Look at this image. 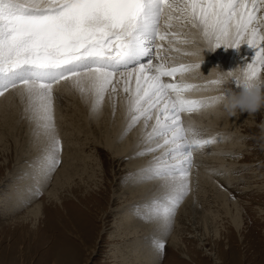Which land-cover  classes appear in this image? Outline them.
I'll return each instance as SVG.
<instances>
[{
    "label": "snow or ice",
    "instance_id": "snow-or-ice-1",
    "mask_svg": "<svg viewBox=\"0 0 264 264\" xmlns=\"http://www.w3.org/2000/svg\"><path fill=\"white\" fill-rule=\"evenodd\" d=\"M162 20L169 30L190 25L195 29L192 39L162 31ZM197 36L209 50L246 43L255 55L241 70L247 79L258 80L264 70V0H0V97L20 90L34 134L43 141L35 193L61 163L54 87L70 84L86 101L91 99L93 113L106 96L113 99L115 110L119 91L127 120L120 138L142 122L144 147L135 155L160 153L128 179L161 181L163 195L145 205L143 214L138 206L137 215L156 224L159 235L152 246L162 253L176 211L190 191L193 152L215 138H200L196 129L185 127L181 113L197 111L205 103L185 98L196 85L176 82L175 77L194 65L168 67L161 55L167 49L157 41L195 44Z\"/></svg>",
    "mask_w": 264,
    "mask_h": 264
},
{
    "label": "bare ground",
    "instance_id": "bare-ground-1",
    "mask_svg": "<svg viewBox=\"0 0 264 264\" xmlns=\"http://www.w3.org/2000/svg\"><path fill=\"white\" fill-rule=\"evenodd\" d=\"M162 23H163V27H161L162 31H172V32H178L182 34H189V39H192V33H195V29H191L190 25L181 26L177 24L175 27L169 30V29L164 28V21H162ZM171 39L172 37H169V40ZM157 43H160V41H157ZM160 44H163L164 49H167V51H163L161 55H162V59L165 60L167 65L168 66L170 65L169 67L179 66L181 64H190V63L192 64L194 61V57L192 55H184L183 53L193 52L197 49H207L208 48L207 45H205L203 42L199 40L198 36L196 37L195 44L193 43L169 44L167 41H161ZM173 48L180 49V51H173L172 50ZM202 55L204 57V60L200 66V71L203 75H193L189 72H183V73H179V75H176V77H179V79L178 78L175 79L176 82H180V83L183 82L187 84L196 85V87H193L190 90L186 91L184 93L185 95L183 94L185 98L188 95L187 99L192 98V100H200V101H204L205 103V106L201 107L197 111H193L191 113H188V112L181 113V118L184 122L185 127L191 126L194 129H196V131L199 133L200 138H204V139L215 138V142L212 143L211 145H208L201 150H197L193 152V166L191 168L190 177H189L190 191L187 197H185V199L179 206V209L176 212V215L174 217V222L172 224L171 232L166 237V244L168 245V248H170L171 250L173 249L175 252H178L180 256L185 259L189 258V255L185 252L186 250L184 251V245H183L182 238H181V234L184 231H188L189 237H194L199 240H203V239L205 240L210 235L209 234L210 232L208 228L206 227V225L208 224L205 225L206 222H204L205 226L203 225V229H202L203 231H200V229H198L195 224L196 222L192 220V218H195L197 214L193 215L194 213L188 212V209L191 207H194L195 202L198 200V196H197V200L193 203L196 197L195 195H194L195 198L192 197L191 188L194 187V188L199 189L200 186L207 185L209 188L213 190L214 192L213 197L219 201L220 207L222 208L224 207L223 209L227 213L230 223L233 224L236 228H239L241 225V218H240L241 213H240V208L237 203L238 201L236 202L234 200H229L228 193L225 191V189L219 188V185L217 182L219 178H214L212 175L211 177L206 172L207 170L206 164L210 160L212 161V159L213 160L215 159L216 161H221V162L222 160L226 161V158H224L222 155L227 154L229 152L231 153V149L234 146L233 144L234 142H237L236 144L237 148L242 150L243 146L241 148V145H243L244 143L243 142L241 143V140L243 139H242V136L237 132V130L241 126H247L249 123L251 124L253 122L252 118H248L247 120L244 117L246 119L245 122H244V119L240 118L242 114H244V112H238L237 116L229 117V115L223 111V107H222V104H220V100L215 101V102L212 101V98L214 97H221L223 95L222 90H225V89L229 91L233 89L232 91L237 90L240 92L241 91L240 87H238L234 81H230V83L228 82L227 84L223 86L211 84L208 82L215 79L214 75L211 74L212 68L218 67L220 71H228V70H233L235 68L242 69L246 66L247 63H251L252 58L255 55V50L250 48L245 43V44L239 45L238 48H228L227 50H225L223 46L216 48L214 51L205 50L202 53ZM209 71H210V74H209ZM260 78L264 79V70L261 71ZM164 79L169 80L171 78L165 77ZM66 84L69 85L68 83L61 82L60 84L56 85L54 88L65 86ZM119 87L120 86L117 85L118 89ZM70 88L71 86L68 89ZM65 90L66 92L68 91L65 88L64 92ZM73 91L76 92L75 90ZM16 93L17 95L18 93L20 94V90L19 89L10 90L3 97H0V148L3 149V151L8 150L6 139L9 136V134L14 135V132L16 131L20 132L21 129H19V127L22 126L21 128H23V125L25 126L28 125L26 123L28 120L26 119L27 116L25 114H23L25 115L24 117L19 114L21 117H23V118L20 117L22 120L18 118L20 120L19 123H17L18 120L13 117V116L17 117L18 115L16 114L18 112V110L16 109L17 107L14 105L15 103H13L15 100L14 101L12 100L14 99L13 96ZM226 93L228 94V92ZM226 93L224 94L226 95ZM20 97L21 96L19 95V98H18L19 100H20ZM65 99H69V98L66 97ZM57 100L59 99L56 98V101ZM17 103H19V101L18 102L16 101V104ZM22 103H23L22 104L23 106L24 102ZM78 103L81 104L80 110L78 109L79 108L78 106L80 104L77 106L78 110L76 109L75 110L80 111L78 115H79L80 120H83L84 123L77 121L76 130L77 131L80 130L81 131L80 135H82V130L84 126L88 125L89 127V125L92 124L95 128L94 129L95 131L92 130L89 133L93 131L95 132L94 138L98 140L99 144L101 145L103 149L109 151L113 155L112 157H114V160L122 161L126 158L128 159V161L126 162L128 165V169L126 171L128 173H136L138 169H142L148 164V162L152 159L153 155L160 154L159 152H157V153H153L151 155H147L143 157H138L135 155L138 151H140L144 147V145L141 144L139 140V137L141 138L142 122L140 125H137L135 128H133L123 139L120 138L121 133L123 132L125 125L127 123L126 116H125V104H124V94L123 93L118 91L115 94V110H113V99L109 96H106L103 102L102 108L98 112H95V113L91 111V99L90 98L86 101L84 98H81L80 96L76 104ZM75 105L74 104L72 105L73 109L74 107H76ZM58 108H54V109H58ZM22 110H21V113H22ZM68 110H69V107L67 108L66 111H64V113L65 112L67 113ZM262 110L264 111V106H262ZM59 112L60 111H58V114ZM55 113L57 114V110ZM55 113L54 115H56ZM76 113H74V115ZM58 114L55 116V118L56 117L58 118L60 116L62 118L63 114L62 115L61 114L58 115ZM256 115L257 116L255 117L257 118L253 117L254 120L255 119L258 120L260 117V115L259 116L258 114ZM71 116H73V114ZM65 117L66 116H64V118ZM74 117L76 118V116L72 117L73 121L75 120ZM68 119L69 117L66 118V120ZM58 120L55 122V124L58 122L59 123L58 125H60L62 121L60 122ZM64 121L65 120H63V122ZM61 126H63V128L57 127V130L59 133V137L62 136L63 138H65L64 139L65 140L64 150H62L64 162L62 166L60 167V169L56 171L55 175H53L54 180H53L52 187L48 189L46 188V185H41L40 188L42 186H45V192H46L45 201H49L50 203H52L51 204L52 209L54 208L53 214L60 218V215L65 213L66 217L68 216L69 219H71L67 211V206H63V202H62V200L65 199L67 201L66 203H69L70 200L67 197V194L69 195V193L61 196V194L59 195V192L64 191L65 187H67L68 189L70 186H72L71 184L72 182H74L75 176L78 177V175L80 176L82 174H86L89 177V174L91 175L94 170L92 168L93 165L88 163L87 161L88 159L85 160L86 157L82 154L81 152L82 150L80 151L79 149H77V147L76 149H74L75 143L76 144L78 143L77 139H78L79 133L77 135L75 134L76 136L74 135L73 138H70V136L73 133H77V131L75 132V130L72 131L70 129L71 132L69 131L68 132L71 135H69L67 132L69 128L66 129V125L64 126V124H62ZM70 127H73V126H70ZM30 128L31 127L29 126L26 129L25 128L23 129H25L24 131L28 130L29 132H31ZM89 129L91 130V128ZM234 129H236L237 133L231 134L230 131L231 130L233 131ZM85 131H86V128L85 130H83V133ZM23 133L24 132H22V134ZM27 133L25 132L24 135L25 134L27 135ZM20 135L21 134H19L18 136ZM30 135L32 134H29V136L27 135V137H30ZM91 136H92V139H94L93 135ZM23 137H22V140L26 141L25 140L26 138H23ZM33 137L34 136H31L30 138H33ZM30 138H27V139L30 140ZM14 139L16 138H13V141H19L18 137H17V140H14ZM19 139L21 141L20 137ZM36 140L34 141V142H37L35 145L39 146L40 145V143H38L39 140L38 141ZM20 141L19 143H21ZM40 141L42 142V140ZM42 147H39V149ZM82 147H83V144L81 146V149H83ZM14 149H15L14 151L16 152L14 154L17 155V157H15L16 162L14 164L15 167L13 166L14 168L13 172L5 173L3 177L4 179H0V218H1L0 220L4 222L12 223L13 225H15V227L13 228V231L9 232L11 233V235H9L10 238L17 237V235L22 233V232L17 233V228L23 229V233L31 230L33 231L35 235H39L41 232H43L45 229L48 228V223L46 220L47 217L44 215V211H43L44 202L42 201L40 202L38 200V196H36L37 194L35 193V189L38 186V181L34 179V174L37 171L36 167L40 166L41 162L39 160L38 163L36 164L37 161H33L35 162L33 164H36L35 167L33 165L34 168L29 169L25 167L26 174L18 175L17 172L20 169L19 161H18L20 153L18 154L17 152L19 151V147L17 146ZM229 161L232 163L231 159ZM221 162H218V163L223 164ZM213 164L216 165L215 163ZM227 179H230V177H227ZM224 180H226V178ZM127 183H128L127 184L128 190L124 188L122 192H119L116 195V197L119 199V202L115 206V208H113L114 220H115L113 221L114 230L110 231V233L106 235V238L108 242L110 243L109 245H111L110 247L111 253L107 254L108 258L110 259V262H112V264H160L162 253L157 254V252L152 246L153 237L159 235L157 226L154 223L144 222L137 215V210L139 206V212L143 214V212L145 211V208H144L145 205L149 204V202H151L154 198L163 195L164 189L160 187L161 181L149 180L145 182H135L134 183L133 180L130 179ZM6 185H7V188H6ZM64 196L67 198H65ZM80 201L84 202L82 198L80 199ZM191 203H193L194 206H190ZM215 204H217V202H215ZM196 206H198V204ZM196 206L194 208H196ZM230 207L233 208L231 211H230ZM61 209L63 212H61ZM180 216H182V220L185 219L187 221L186 223L187 225H189V227H185L182 225L183 221L180 220ZM199 218H201V216ZM2 221H0V225L4 223ZM40 224L43 226L41 227ZM3 227L4 226H0V233L3 232V229H4ZM9 233L5 234L3 237L8 239L9 237L7 235ZM216 234H217V230L215 228V231L210 236L211 239L213 238L212 236L215 237ZM3 237H1V239H3ZM200 244L203 245L204 243L201 242ZM20 247L23 248L22 245Z\"/></svg>",
    "mask_w": 264,
    "mask_h": 264
},
{
    "label": "rangeland",
    "instance_id": "rangeland-1",
    "mask_svg": "<svg viewBox=\"0 0 264 264\" xmlns=\"http://www.w3.org/2000/svg\"><path fill=\"white\" fill-rule=\"evenodd\" d=\"M177 75H179V73ZM176 78L179 79V77H175V79ZM69 85L66 84L65 86L54 88V96L56 95L55 97L59 99L57 100V102L56 98L54 97V108L59 107L58 109H54V113L57 110V114L58 111H60L59 114H63L62 118L61 116L58 118L56 117L55 122L58 119V121L60 122H63V120H65L67 123L64 121L63 123L61 122L60 125H58L59 123L57 122L56 126L58 125V128H63V126L61 125L64 124V126L66 125V129L69 128L67 132H71V130H75L76 132V122L80 121L84 123V121L80 120L79 118L78 113L80 111H76L78 109L80 110L81 104L76 103L81 95L76 90V92H74V89L72 87V89H68L71 86ZM64 87L70 92L67 91V93L65 90V93ZM232 90L229 91L225 89L222 91L223 93L228 92V94L229 92L233 94H239V91ZM228 94L226 93V95ZM19 95L21 96V94L18 93L17 95L16 93L13 96L14 99H12L13 101L15 100L13 103H15L14 105L18 110V112L16 110V114H18L17 117H13L16 118L18 120L17 123H19V119L23 118L26 115V119L28 120L26 123L31 127V132H29L28 130L24 131L29 126L23 125V128L25 129L21 128V126L19 127V129H21L20 132L16 131L14 132V135L9 134V136L7 137L6 143L8 150L3 151V149L0 148V179H4L3 177L5 173L13 172V166L16 162L15 157H17V155L14 154L16 153L14 151L15 147H19V151L17 153H20L18 160L20 169L17 172L18 175L26 174L25 167L29 169L34 168L39 161V157L42 154L40 150L42 148L39 149V147L43 146V144H41L43 143V141L41 142L40 140L42 139H39L38 143H40V145H35L37 142L34 141L37 139V137H35V134L32 133L34 132L35 124L32 120L29 119V114L25 112L24 108L26 106L25 104L27 103L26 99L21 101L22 98L20 97L19 100ZM57 95H59L60 97ZM66 97L69 99H65ZM188 99L192 100V98ZM16 101H19V103L16 104ZM22 102H24L23 106ZM72 103L74 105L76 104V107H74V109ZM68 107L69 112L67 111V113H64V111H66ZM71 113L73 114V116H76V118L74 117V121L72 119L73 116H71ZM74 113L76 114L74 115ZM19 114L23 117H21ZM244 114H242V116L240 117L244 119V122L246 119L248 120V118H252L253 122L251 124L249 123L247 126H241L237 130V132L242 136L243 139L241 140V143H244L243 145H241V148L243 146V149H238L236 146L237 142H234V146L232 147L233 150L231 149V153L229 152L222 155L224 158H226V161L222 160L221 162L212 159V161L210 160L206 164V172L210 176L212 175L214 178H219L217 180L219 188L225 189V191L228 193L229 200H234L236 202L238 201L237 203L241 213L240 227L236 228L233 224L230 223L228 215L223 209L224 207H220L219 201L213 197L214 192L211 188H209L207 185H202L199 189L193 187L191 188V194L193 198L196 197L193 203L197 200L198 196V200L195 202V206L197 204L198 206L194 208L195 206L193 205V203H191L190 206L194 207H188V212L194 213L193 215L197 214L195 218H192V220L196 222L195 224L197 228L200 229V231H203V225L204 222H206L205 225L208 224L206 225V227L210 232L209 237L215 231V228L217 230V234L215 237L212 236V239L211 237H207L205 240H199L194 237H189L188 231H184L182 234L180 233L184 245V251L186 250L185 252L189 255V258L185 259L181 257L178 252H175L173 249L171 250L166 244L161 255L160 264H264V111L261 107L258 112H256L255 114L253 113L254 115L248 114L247 112H244ZM256 114H258V116L260 115L258 120L253 119V117L257 116ZM64 116L66 117L64 118ZM68 117L69 119H71L66 120V118ZM77 117L79 120L77 119ZM91 125H89V127L88 125H86L87 127L84 126L83 130H85L86 128V131L83 133L82 130V135H80V130H78L77 133H73L72 135L68 132V134L71 135L70 138H73L75 134L77 135L79 133L77 139L78 143H75L74 149H76L77 147V149H79L80 151L82 150V154L86 157L85 160L88 159V163L93 165L92 168L94 170L91 175L89 174V177L86 174H82L80 176L78 175V177L75 176L74 182H72L71 184L72 186H70L68 189L67 187H65L64 191L59 192V195L61 194V196L69 193V195L67 194V197L70 200L69 203H66L67 201L65 199H63L62 202L63 206H67V211L71 219H69L68 216L66 217L65 213L60 215V218L53 214L54 208L52 209V203H50L49 201H45V186H42L36 196H38V200L40 202H44L43 211L44 215L47 217L46 220L48 223V228L41 232L39 235H35L30 229V231L23 233V229L17 228V233H22L17 235V237L10 238L9 235H11V233L9 232L13 231L15 225L0 220L4 222L2 223V225H0L4 226L3 232L0 233V264H112L107 255L111 253V245H109L110 243L108 242L106 235L109 234L110 231L114 230L113 221L115 220L113 208H115V206L119 202V199L116 197V195L117 193L122 192L124 188H128L127 182L130 180H128L129 173L126 171L128 169V165L126 163L128 159L126 158L122 161L114 160V157H112L113 155L109 151L103 149L98 140L94 138L95 128L93 125L91 127ZM249 125H251L252 127ZM87 128H91V130H88ZM92 130L94 131L89 133ZM22 132H26L28 136L29 134H32L30 135V137L34 136L33 138L35 139L27 137V135H24V133L22 134ZM237 132L236 129L230 131L231 134ZM18 133L21 135L18 136ZM15 134H18L17 137L19 141V137L21 138L20 142L23 145L19 143V141H13V138H16L14 140H17ZM91 135H93V138L97 141L92 139ZM22 137L26 138V141H23ZM60 137L59 138L62 142V150H64L65 138H63L62 136ZM27 138H30V140ZM139 140H141L140 137ZM27 141H29L30 143ZM36 141H38V139ZM82 144L83 149H81ZM62 153L61 163L58 169H60L64 162ZM230 159L232 163L229 161ZM33 161H37L36 164H33L35 163ZM212 162L216 165H214ZM218 162H221L223 164H220ZM38 167H36V169H38ZM55 173L53 175H55ZM53 175L51 176V179L46 183V188L48 189L52 187L54 180ZM227 177H230V179H227ZM222 178H226V180ZM77 196L79 199L77 198ZM81 198L82 200H84V202L80 201ZM215 202H217V204H215ZM232 209L233 208L230 207V211ZM61 212H63L62 209ZM199 215L201 216V218H199ZM180 220H182V216H180ZM182 221L183 226L189 227L185 219ZM42 226L43 225H41V227ZM7 233H9L7 235L9 237L8 239L3 237ZM1 237H3V239H1ZM201 242L204 244H200ZM21 245L23 246V248L20 247Z\"/></svg>",
    "mask_w": 264,
    "mask_h": 264
},
{
    "label": "clouds",
    "instance_id": "clouds-1",
    "mask_svg": "<svg viewBox=\"0 0 264 264\" xmlns=\"http://www.w3.org/2000/svg\"><path fill=\"white\" fill-rule=\"evenodd\" d=\"M225 50L233 47H223ZM216 49V48H215ZM215 49H197L193 51L195 54L193 65L188 72L193 75H203L200 71V66L203 63L204 57L202 53L205 50L214 51ZM211 74L214 75L215 80L219 81V85L223 86L229 81H238L241 91L239 94L229 92L228 95L221 96L220 104H222L223 111L229 117L237 116L238 112H247L253 114L258 112L264 106V79L249 80L245 77L241 68H235L228 71H220L218 67L211 69ZM210 74V71H209ZM208 74V75H209Z\"/></svg>",
    "mask_w": 264,
    "mask_h": 264
}]
</instances>
